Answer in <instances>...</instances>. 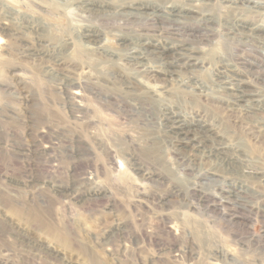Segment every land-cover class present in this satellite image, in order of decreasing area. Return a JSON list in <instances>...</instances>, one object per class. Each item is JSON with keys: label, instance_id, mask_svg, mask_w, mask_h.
Here are the masks:
<instances>
[{"label": "rangeland", "instance_id": "1", "mask_svg": "<svg viewBox=\"0 0 264 264\" xmlns=\"http://www.w3.org/2000/svg\"><path fill=\"white\" fill-rule=\"evenodd\" d=\"M125 1L92 0L110 10L91 11L64 0H0V25L18 38L14 43L0 30V264H264V128L257 126L264 114L233 111L211 98L219 97L216 89L207 101L171 88L161 96L160 76L117 61L119 72L158 95L142 105L111 80L113 62L102 63L95 47L78 38L91 26L109 49L118 33L154 34L168 47L181 40L205 65L197 79L211 86L220 59L236 64L250 89L264 94V39L235 30L241 20L264 27V10H196L213 25L202 34L198 15L184 10L200 8L193 0H150L151 7H167L163 17L185 20L180 32H187L173 36L170 20L121 15L128 11L117 7ZM22 21L48 27L35 37ZM50 31L59 37L51 41ZM204 36L208 42L199 43ZM36 39L43 41L41 54L27 56L20 43L35 46ZM43 53L56 54L59 64L44 62ZM243 61L256 65L243 68ZM187 84L181 89L188 91ZM72 86H79L80 102L68 98ZM164 106L181 111L190 127L209 126L204 132L226 143V155L242 166L221 164L212 150L173 147L158 125Z\"/></svg>", "mask_w": 264, "mask_h": 264}, {"label": "bare ground", "instance_id": "2", "mask_svg": "<svg viewBox=\"0 0 264 264\" xmlns=\"http://www.w3.org/2000/svg\"><path fill=\"white\" fill-rule=\"evenodd\" d=\"M64 1L72 2L73 4L79 3L80 5L88 8L91 11L95 10V7L97 9L102 8L108 11L110 10L106 5L98 6V4L91 2L92 0H64ZM149 2L150 0L149 1L147 0H126L125 3H123L122 5L120 4L118 5L117 11L118 12H121L122 10L128 11V12L121 14L128 18H139L140 15H142L143 18H147V16L154 15L155 19H157L155 22L159 23L160 25L162 24L164 25L165 19L170 20L167 22L172 23L173 25L177 26V29L175 30L176 34L175 32L174 34L170 33L173 36L174 35L179 36L178 34H184L185 32H187V31L183 33L180 32L181 28L184 27L183 22L185 20H183V18H179L181 20H176L172 18V16L175 15L174 13H178V12L172 10L174 14V15L171 14L172 19H167L165 16L164 17L162 16V13L167 15V12H165V9L167 7L165 8L162 5L157 4V3H155L156 4L155 6L153 4L154 7H151ZM193 2L199 4L200 8H195V6L190 4L188 6V9H184V8L183 9L187 11L189 10L190 11L188 12L189 15H192L191 12H193V14L196 13L198 15V18L202 22V24L196 31L202 32V34L209 32L210 27L213 25L208 18L201 20L200 18L201 12L200 11L195 12L196 10H206L207 8L211 6H214L220 9H231V8L245 9L254 14H258L260 11L264 10V0H193ZM34 5H39V4L34 3ZM108 6L110 7V5ZM41 8H42L41 12L46 14L47 12L46 9L43 7ZM179 8L181 12L183 9L181 7ZM140 11L142 12L141 14L138 13ZM186 18L191 19L190 16ZM9 19H10L9 16L7 17L5 16L2 24L4 26L8 25ZM256 25L257 23H251L250 21L241 20L235 23V30L239 32L249 33L251 36L256 35L255 38H258V39L260 38L264 39V27L258 28V26ZM46 27L48 26L46 25L42 26L40 25V23L38 25V21H22V24L20 25V28L24 29L25 32L31 35L35 34V37H40V34L44 33ZM86 28L87 29H84L83 31L80 32V34L78 35V38H80V40H83L85 44H89L95 47V49L94 48L93 49L91 48V49L94 50L95 53L98 52V55L103 60V61L101 60L102 63L106 61L113 62L111 63L112 66L110 67L114 69L111 70L109 68L110 73H111L110 74L111 80L114 83H118L119 85L125 84L127 86L126 88L127 90L125 91L129 94L134 95L135 96L134 101H138L142 105L148 103L146 101L147 98L150 99L151 101L152 97H155L158 95L152 93L143 83L136 80L134 76L130 75L126 77L121 71L120 73L118 71L120 69L118 68L119 66H117V63H118L117 61L124 62L126 65H130L131 67L135 69V71L139 75H143L148 78L150 77L156 78L157 76H160L164 85H162V88L160 89V91H157V92H160V94L159 93L158 94L161 96L166 95L168 93V89L171 88L173 90V93L177 95L185 96L186 94L188 95L190 94V96H192L195 99L199 98V100L205 99L207 101V99H210L209 92L214 91L213 89H216L217 92L220 93L219 97L215 98L216 96L214 97L212 94L211 98L215 99L214 101L219 102V103L224 102V104L227 107L231 108L233 111L240 112V111L252 110L253 112H257L258 114H261V113L264 114V94L261 92H258L256 89L255 90L250 89V87L248 86V83L244 80L242 76L239 75V69L235 68L236 64L234 63H227V62L224 63V61L219 59L217 63L222 64V66L219 67V70L216 71L217 74L215 75V80L213 81L210 80V84H212L210 86L208 83L209 81L205 82V81L197 79L196 74H199V73L202 74L204 72L205 65H203L200 59L192 56L193 48L187 45L186 43H181L182 42L181 40L175 45H171L168 47L165 45L167 43V39H164V40L161 39L158 41L155 39L156 36H152L154 35L152 33H151L152 35L139 34L137 36H129V37L121 36L123 35V33H118L115 35V37L117 38L116 40L119 43L116 45V47L109 49L106 43L103 41L102 39L103 36L100 31L93 30L91 26L86 27ZM0 30L3 33H5L6 36L10 40H12L14 43L18 42L17 35L13 33L11 30L5 29L2 25H0ZM38 32H41V33L39 34ZM20 34L22 33L20 32ZM191 35L193 34L186 33V36H191ZM119 36H121L120 39L118 38ZM55 37H59V36L50 31V40L51 41L55 40L54 39ZM66 39L67 41H65V43L68 42V44H73L72 39L70 38H66ZM204 41L208 42L206 40V36H204L203 39L199 38L198 40L199 43H202ZM42 42L40 43L39 39H36L35 46L27 42H21L20 44L22 45H20V47L22 48L24 52H26L27 56H32L33 54H41L39 48L43 47ZM208 45L210 44H207V46ZM199 50H202V48ZM57 54H59V51H57ZM43 55L46 58L44 62H49V63L52 62L54 65L59 64V60H58V57H56V54L48 55L46 53H43ZM153 61H155V63L159 62L160 64L158 66H153L152 65ZM247 64L252 65V66L256 65L255 63H250L246 61L240 62V65L243 68H246ZM196 69H200V70H196ZM170 83H171V86H168ZM187 83H190V85L192 84V87H189L188 91L187 90L184 91L181 88L182 87L186 88L188 85ZM71 84L75 85L74 81H72ZM141 85H143V87ZM175 88L176 89L178 88L177 91ZM70 89H72V91L69 90L70 92H68V98L73 102L75 100H79L80 102V99H82V95L79 90V86L78 87L72 86L70 87ZM179 89H181V91ZM231 90H234L233 93L232 94L228 93V91H231ZM222 93L227 94L228 99L226 101L221 99V96L224 95V94L222 95ZM183 104L186 105V107L190 105V108H192L191 106L192 103L189 104V103L184 102ZM197 105H199V103ZM162 110H163L162 116H161L162 124L158 123V125H160V127L162 128V132L166 134V136L170 139L169 142H171V145L173 147H175L176 149L181 148L185 150H212L211 152L210 151L209 152L213 156L218 157L221 164H225L226 166H229L231 169H235V167H237L234 165H238L239 167L242 166V162H240L237 159L230 158L232 156L228 157L226 155V152H227L226 150H231V148L227 146L226 143H222V140H221V144H218L217 142L215 143V141L210 139L211 136L210 135L208 136L204 132V130L209 128L208 125H207L208 126L207 128L204 124L200 125V124L193 123V126L190 127L192 123L191 124L186 123V118L184 115H182L181 111L174 113L173 111L169 110L167 106L162 107ZM257 126H258V129L262 130V128H264V123L257 124ZM192 127H195V128H192ZM197 130H201V133L200 131H197ZM209 131H212V130H210L209 128ZM217 134L215 133V135H212V136L218 139ZM234 202H236V200Z\"/></svg>", "mask_w": 264, "mask_h": 264}]
</instances>
